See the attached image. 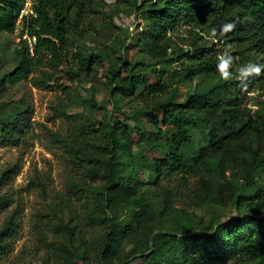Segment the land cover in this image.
<instances>
[{
	"label": "rangeland",
	"instance_id": "374dc122",
	"mask_svg": "<svg viewBox=\"0 0 264 264\" xmlns=\"http://www.w3.org/2000/svg\"><path fill=\"white\" fill-rule=\"evenodd\" d=\"M79 1L84 10L79 27L82 36H74L76 31L70 29V52L83 57L101 56L94 55L97 63L91 74L84 73L74 80L65 77L63 88L54 83L50 89L33 86L31 78L39 76L38 71L27 80L7 83L5 75L18 63L13 48L19 49L21 40L27 44V17L18 19L13 34L0 33V134L6 123L16 119L24 126L23 133L17 134V145H0V264H71L76 257L74 264H129L134 255L149 253L159 234L180 239L249 214L248 202L240 208L234 203L223 207L200 202L197 177L183 178L180 168L163 171L157 184L151 170L142 169L135 184L143 207L136 211L145 208L148 214L138 227L124 206L118 212V221L129 228L121 248L108 258L100 255L99 242L110 231L112 216L105 210L108 223L101 218L108 139L98 123L108 114L130 126L138 121L152 132L157 143L165 142L175 129L167 126L157 130L145 113L159 120L161 114L153 109L157 103L183 102L188 94L206 93L217 84L216 75L186 78L185 68L191 64L189 58L194 57V44L215 47L217 55L224 52L218 40L222 34L211 33L232 20L214 18L197 27L180 24L168 33L173 42L171 60L142 65L145 55L137 37L146 22L140 9L155 0ZM180 50L182 59L176 58ZM253 58V62L264 65V53L256 52ZM123 64H138L134 73H148L150 83L157 81V73L163 92L133 97L114 94L118 83L113 80L114 70L119 72ZM44 69L51 70L47 66ZM256 78L246 98L247 107L252 113L264 114V74ZM186 129L189 141L183 145L182 155L186 165L191 166L192 157L207 144L208 130L199 124ZM86 150L95 156L93 161L84 156ZM256 180L264 182V168ZM164 191L171 203L168 208L164 206Z\"/></svg>",
	"mask_w": 264,
	"mask_h": 264
},
{
	"label": "trees",
	"instance_id": "16d2710c",
	"mask_svg": "<svg viewBox=\"0 0 264 264\" xmlns=\"http://www.w3.org/2000/svg\"><path fill=\"white\" fill-rule=\"evenodd\" d=\"M21 8L22 0H0V33H14ZM33 9L35 16L24 22L25 34L36 39L33 53L22 40L19 49L13 48L18 63L5 75L7 83L27 80L38 71L39 76L31 78L33 86L50 89L54 83L63 88L65 77L74 80L84 73L91 74L97 63L94 55L101 54L83 57L70 52V29L76 31L74 36H82L79 32L84 15L82 1L35 0ZM140 10L146 22L137 37L145 55L142 65L171 60L169 50L173 42L168 33L180 24L197 27L214 18L237 21L233 31L218 39L223 51L234 57L231 68L234 76L242 64L254 60V53H264V0H155ZM193 47L194 57L189 58L191 64L185 68L184 77L216 75L218 82L206 93L188 94L183 102L157 103L153 109L161 114L159 120L145 113L147 121L157 130L167 126L175 129L165 142L157 143L151 137L152 132L142 128L143 123L139 125L138 121L130 126L108 114L98 123L108 139V158L103 162L107 183L101 193L104 197L101 218L108 223L105 210L112 216L111 229L99 242L101 256L108 258L121 248L129 228L118 221V212L124 206L138 227L148 214L145 208L136 211L137 207H143L135 184L139 182L140 171L150 169L157 184L163 171L168 173L180 168L183 178L197 177L200 202L223 207L234 203L237 208L248 202L249 214L242 219L215 223L210 229H201L180 239L159 234L152 241L150 252L134 255L129 264H264V182L260 184L256 180L264 168V114L252 113L246 101L258 78H250L246 87L237 79L223 80L216 69L215 47L195 44ZM179 53L176 58L182 59V50ZM45 66L51 70H45ZM137 67L138 64H123L119 72L114 70L113 80L118 83L113 93L125 97L162 93L157 73L154 75L157 81L150 83L148 73H134ZM195 124L207 128V144L198 150L191 159L192 165L188 166L182 147L189 141L186 127ZM23 129L18 119L6 123L1 129L0 145H17L20 141L17 134H22ZM84 156L88 161L95 159L87 150ZM163 194L164 206L168 208L171 203L167 191Z\"/></svg>",
	"mask_w": 264,
	"mask_h": 264
},
{
	"label": "clouds",
	"instance_id": "9594fccd",
	"mask_svg": "<svg viewBox=\"0 0 264 264\" xmlns=\"http://www.w3.org/2000/svg\"><path fill=\"white\" fill-rule=\"evenodd\" d=\"M237 21H230L222 23L218 29H212V35L215 36L217 33L227 34L233 31L236 28ZM234 63V57H232L226 50L222 53H219L217 56V65L216 69L221 79L231 80L237 79L242 87H246L247 82L252 77H259L264 74V65L259 63L248 61L245 64H242L235 74L233 75L231 68Z\"/></svg>",
	"mask_w": 264,
	"mask_h": 264
},
{
	"label": "built area",
	"instance_id": "2783aa9c",
	"mask_svg": "<svg viewBox=\"0 0 264 264\" xmlns=\"http://www.w3.org/2000/svg\"><path fill=\"white\" fill-rule=\"evenodd\" d=\"M32 4H35V0H25L24 6H23V8H21L18 19H21L24 16L28 18V15H29V18L35 16L34 9H33L34 5H32ZM31 5H32V7H31ZM29 6L31 8H29ZM24 37H25L24 39L27 41L29 52L33 53L34 44L36 42L35 37H29L27 34H25Z\"/></svg>",
	"mask_w": 264,
	"mask_h": 264
}]
</instances>
